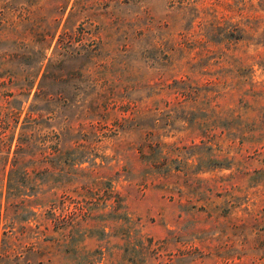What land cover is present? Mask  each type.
<instances>
[{"label":"rangeland","instance_id":"rangeland-1","mask_svg":"<svg viewBox=\"0 0 264 264\" xmlns=\"http://www.w3.org/2000/svg\"><path fill=\"white\" fill-rule=\"evenodd\" d=\"M0 264H264V0H0Z\"/></svg>","mask_w":264,"mask_h":264},{"label":"trees","instance_id":"trees-1","mask_svg":"<svg viewBox=\"0 0 264 264\" xmlns=\"http://www.w3.org/2000/svg\"><path fill=\"white\" fill-rule=\"evenodd\" d=\"M247 20L249 21L250 19L247 18ZM255 20H258V18H256ZM240 30L241 28H238V26L234 24L233 30H231L227 35L228 36L233 35L232 37L237 38V39L241 38L242 35L240 34V32H238Z\"/></svg>","mask_w":264,"mask_h":264}]
</instances>
